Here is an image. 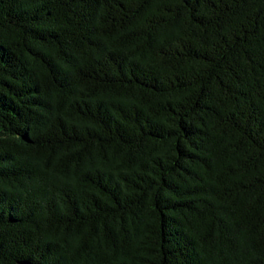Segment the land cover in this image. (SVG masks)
I'll use <instances>...</instances> for the list:
<instances>
[{
	"label": "trees",
	"instance_id": "obj_1",
	"mask_svg": "<svg viewBox=\"0 0 264 264\" xmlns=\"http://www.w3.org/2000/svg\"><path fill=\"white\" fill-rule=\"evenodd\" d=\"M0 264H264V0H0Z\"/></svg>",
	"mask_w": 264,
	"mask_h": 264
}]
</instances>
